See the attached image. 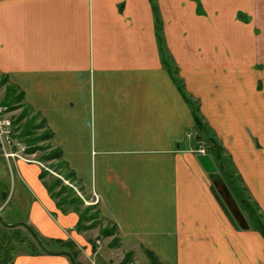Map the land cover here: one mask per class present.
I'll return each instance as SVG.
<instances>
[{
  "label": "crops",
  "instance_id": "crops-1",
  "mask_svg": "<svg viewBox=\"0 0 264 264\" xmlns=\"http://www.w3.org/2000/svg\"><path fill=\"white\" fill-rule=\"evenodd\" d=\"M160 19L189 92L163 66ZM0 71L45 118L101 214L78 230L42 163L1 158V213L14 200L6 222H27L51 250L72 244L78 264H112L93 240L110 225L115 235L101 237L112 250L148 248L165 264H264L261 234L232 225L197 158L191 105L264 209V0H0ZM4 235L25 237L11 264H72L36 249L24 226L0 222Z\"/></svg>",
  "mask_w": 264,
  "mask_h": 264
},
{
  "label": "trees",
  "instance_id": "trees-1",
  "mask_svg": "<svg viewBox=\"0 0 264 264\" xmlns=\"http://www.w3.org/2000/svg\"><path fill=\"white\" fill-rule=\"evenodd\" d=\"M158 26L160 29L158 36L161 49H164L161 19ZM0 77V86L6 84V93L3 99L4 105L9 106L10 110L21 109L19 115H17L14 119V125L17 126L15 131L18 132L15 137L29 145L28 152H43V155L40 158L42 161L57 160L58 162L55 164L56 169L60 170L61 172H63L64 169L67 170L68 174H65V178L70 180L74 179L77 181L76 175L72 170H70L68 164L63 160L62 150L59 147L54 146L53 131L48 127L45 118L42 117L40 112H37L29 103L26 102L24 91L19 86L11 82L8 75L0 73ZM191 105L194 109V115L196 118L197 141L205 142L207 144V153L212 156L213 160L218 166L219 174H217L216 177L214 176L215 178H213V181L216 182L217 179H222V184H225L230 191V195H227L229 203H234L236 205L238 209L237 212L239 211V213H242L241 208L243 207L244 210L249 212L250 219L255 218V215H258L260 209L259 204L257 203L256 206H252L251 200L249 198H235L232 190L229 187L230 183H232L230 179L233 177H238L242 183L244 180L238 172L231 155L227 153L226 148L216 136L214 130L208 127L207 123L204 121V117L200 112L199 103L196 102L194 105L191 102ZM47 175L48 172L43 171L41 173V178L45 180L46 186L52 196L58 199L59 206L64 210L71 208L79 213L80 220L77 229L82 231L95 227L99 223L98 219L101 217L100 211H97L95 208L96 206L83 207L84 200H82L71 187L66 186L61 179L56 177H53L51 180H46ZM235 188V191H238L237 187ZM221 191L223 190L221 189ZM239 204L242 206L240 207ZM249 226L251 228L250 223ZM116 230L117 227L115 225L104 226L100 230V235L103 237L115 235ZM254 230L259 231L264 237V222L262 217L257 220V223H255ZM24 239L25 237L22 235H20L17 240L14 237L7 239L6 235L0 238V264H11L13 262V251L15 249L14 243L15 241L23 243ZM31 240L36 249L43 251L33 236ZM113 240L115 241L116 238H113ZM65 249L71 251L77 261L78 251L75 249V247L72 244L67 243ZM146 253L151 264H165L154 251L147 248ZM132 255L133 252H127L125 259Z\"/></svg>",
  "mask_w": 264,
  "mask_h": 264
},
{
  "label": "rangeland",
  "instance_id": "rangeland-1",
  "mask_svg": "<svg viewBox=\"0 0 264 264\" xmlns=\"http://www.w3.org/2000/svg\"><path fill=\"white\" fill-rule=\"evenodd\" d=\"M163 40H164V49H161L162 50V63H163V66L170 73V76H171L172 80L174 81V83L176 84V86L178 87V89L180 90V92H189V90L187 89L186 84H185L186 83L185 82V79L186 78H185V76L183 74L182 67L177 63L176 59L174 58V56L172 55V53L170 52V50L167 48L165 36H163ZM0 73H2V72L0 71ZM0 80H1V77H0ZM260 84H262V82H260ZM261 87L262 86H260V88ZM5 93H6V84H3V85L0 86V107L1 108H7V111H6V114H5V112H3V115L2 116H3L4 119H7V120H9L11 122V126L10 127H11L12 135H13L14 140H15L14 143H16V147L20 148L23 145L26 146V150H21L19 152V155L21 156L22 159H17V160H22V161H30V160L31 161H39V163H42L43 164L44 171H47L48 172L47 177L49 175H51L52 177L59 178V179H61L63 181V183L66 186L71 187L75 191V193L82 200H84L83 201V206L84 205H86V206L98 205V202L95 201L96 200V196L95 195H87V194H85L84 192H82L80 190L79 185L76 183V181L74 179L73 180H70V179H66L65 178L66 175L68 174V171L67 170L64 169L63 172H61L60 170L56 169L55 164H57V162H58L57 160H54V161H42L40 158L43 155V152H41V151L33 152V153L28 152L29 145L26 144V142H24V141H22V140H20V139H18V138L15 137V135L18 132L15 131V129H16L17 126L14 125V119L16 118L17 115H19V113L21 112V109L10 110L9 109V106L4 105L3 99L5 97ZM204 121H205V119H204ZM207 125L211 129H213L211 126H209V124H207ZM195 151L198 154L203 153V152L204 153H207V144L205 142H198L197 143V146L195 148ZM227 153H228V151H227ZM4 159L9 164L8 159H6V158H4ZM11 161H13L12 163L15 162V160H11ZM8 167H9V165H7V166L5 165L4 166L3 161L0 158V172L5 175V173L7 171H9V169H7ZM242 179H243V177H242ZM230 180L232 181V183H230V186L229 187L232 190L235 198L236 199L249 198L251 200V205L252 206H256L257 200L255 199V196L252 194V192L248 188L246 182L243 181V183H242L238 179V177H233ZM212 184L214 185L213 186L214 187L213 188L214 190L217 189L220 193H222V194H219V196L222 198V204L224 206L223 209H224L226 215L228 216V219L230 220V222L232 223V225L236 229H238V230H245L242 227V224H241V218L243 216H244V218L246 220L248 219L249 223L251 224V228L252 229H254L255 223H257V220L259 218L262 217V220L264 222V209L261 208L260 204H259L260 209H259L258 215H255V218H251L250 219L249 212H247L246 210H244L243 207L241 208L242 209V213H239V211L237 212L238 209H237L236 205L234 203H232V204L229 203L228 197H227L225 191L223 190L222 184H217L216 182H214V183L212 182ZM235 187H237V190L238 191H235L236 190ZM221 189L223 191H221ZM8 195L9 194H6L5 196L7 197ZM4 202H5V198H4L3 202H1V204H0V211L3 208V206H1V205H4ZM13 204H14V200L8 206V208L6 210H4V212L2 213V216H3V218H4L5 221L6 220H9L10 213L9 214H7V213H8V209L9 208H12L14 206ZM242 205L239 204L240 207ZM21 229H22V227H21ZM22 230H23L24 234H27V231H24L25 229H22ZM98 231H99L98 228L94 230L95 233H99ZM261 236H262V234H261ZM96 238H99V240H100L99 242H96L97 243V247H102V250H103L104 254L106 255V257L108 258L107 260H108L109 263H112V264H151L150 263V259H149V257L147 256V253H145L144 250H141L139 252V249H138L136 255L133 253L132 256H129L127 259H125V256H126V253L127 252H125V249L124 248H121V249L120 248H117V250H112L114 248V246H110L109 243L105 242V240H103L104 239L103 237L96 236L95 238H93V240H96ZM262 238L264 239L263 236H262ZM31 239H32V237H31ZM116 242H117V244H119L120 241L118 240ZM234 245H235L236 249H239V247L236 245L235 242H234ZM23 249H25V248H23ZM124 259H125V263H124Z\"/></svg>",
  "mask_w": 264,
  "mask_h": 264
},
{
  "label": "water",
  "instance_id": "water-1",
  "mask_svg": "<svg viewBox=\"0 0 264 264\" xmlns=\"http://www.w3.org/2000/svg\"><path fill=\"white\" fill-rule=\"evenodd\" d=\"M197 158L200 161V163L202 164L203 168L210 174V176L212 178H215L216 175L219 174L218 173V166L216 165V163L214 162V160L212 159V156L210 154L200 153V154H198ZM216 183L222 184V179H218L216 181ZM222 186H223V190L225 191L226 195H229L230 191H229L228 187L225 184H222ZM0 222L6 226H24L31 233V235L34 237L37 244L40 246V248L43 251L50 253V254H55V255H65L71 260L72 264H78L71 251L64 250V249L54 251V250H51L50 248H48L46 246V244L42 241L40 236L37 234V232L34 230V228L32 226H30L27 222L18 221V222H14V223H8L4 220L1 211H0ZM241 224L244 228H248V223L244 217L241 218Z\"/></svg>",
  "mask_w": 264,
  "mask_h": 264
},
{
  "label": "built area",
  "instance_id": "built-area-1",
  "mask_svg": "<svg viewBox=\"0 0 264 264\" xmlns=\"http://www.w3.org/2000/svg\"><path fill=\"white\" fill-rule=\"evenodd\" d=\"M6 111L7 108L0 107V158H6L10 162L11 160L22 159L19 152L21 150H26V146L23 145L20 148L16 147L11 132V122L4 119L2 116L3 112L6 114ZM96 202H98V197H96Z\"/></svg>",
  "mask_w": 264,
  "mask_h": 264
}]
</instances>
